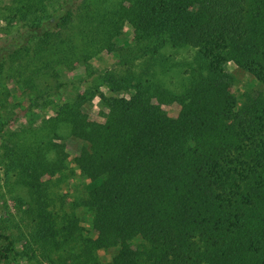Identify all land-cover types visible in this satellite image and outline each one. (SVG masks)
<instances>
[{
    "label": "trees",
    "instance_id": "trees-1",
    "mask_svg": "<svg viewBox=\"0 0 264 264\" xmlns=\"http://www.w3.org/2000/svg\"><path fill=\"white\" fill-rule=\"evenodd\" d=\"M108 1L12 0L0 10L7 22L21 24L13 58L0 56V77L28 78L40 94L35 99L68 83H90L59 103L54 116L32 117L7 139L8 192L42 233L41 244L50 245L44 257L54 264H264V90L232 92L228 68L233 63L264 87V0ZM126 21L137 34V46L124 50L128 57L135 50L151 59L166 57L168 47L195 48L177 119L149 105L152 97L164 102L177 94L150 65L140 73L130 66L88 69L85 78L62 80V68L115 50ZM104 84L132 96L108 97V117L90 120L87 102ZM0 85L1 132L12 106ZM69 139L79 140L74 161L87 183L77 204L91 212L94 236L75 214L61 228L50 224L48 196L25 168L67 170ZM109 249L111 259L101 260L100 250ZM19 254L0 225V264H20Z\"/></svg>",
    "mask_w": 264,
    "mask_h": 264
},
{
    "label": "rangeland",
    "instance_id": "rangeland-1",
    "mask_svg": "<svg viewBox=\"0 0 264 264\" xmlns=\"http://www.w3.org/2000/svg\"><path fill=\"white\" fill-rule=\"evenodd\" d=\"M116 1L120 0H109L108 2L112 3ZM11 2L12 0H0V10L6 9ZM124 2L126 5L130 4L128 0H124ZM20 25H16L15 21L7 22L4 18L0 17V41L2 42L0 45V56H5L7 59L13 58L12 54H9L12 49L10 46L18 37L16 36V29ZM6 29H8V32ZM136 42L137 34L135 29L130 22L126 21L118 40L117 50L111 51L105 49L92 57L86 64H77L71 70L62 68L61 78L65 82H71L78 78L87 77L88 69L90 71L94 69L104 72L108 69L124 66H130L135 72L140 73L143 68L150 65L152 71L158 70L159 79L164 81L166 86L176 91L177 94L170 101L164 102L158 97H152L149 105L155 109L165 111L169 118L177 119L183 112L182 107L185 103V99L179 95L183 90L182 82L187 77L185 73V69H188L186 60H189L194 54L195 48L184 47L174 50L168 47L163 52L166 56L163 58L155 56V58L148 59V56H144L142 52H136L135 49L130 57L125 55L124 50L134 45L137 46ZM128 61H131V63ZM132 61H134V66L132 65ZM87 65H90V68H87ZM169 67L170 69H168ZM228 68L235 76L234 83L230 85L232 92L237 94L244 90H264L261 83L250 73L241 70L231 62ZM0 81H3L6 87H8V94H4L3 102L6 105L12 106L11 112L5 117V120H7L6 126L0 132V225L4 232L13 235L17 249L20 252L18 256L20 264H54L44 257L47 252L44 246L50 245L46 244L43 240L41 244L39 240H41L42 233L36 229L34 230V227L29 223V219L22 215L21 210L17 206L20 200L12 197L8 192L9 187H12V185L8 184L5 180L6 166L2 160L7 155L6 145H10L7 139L12 134L14 135L17 130L25 127L31 119L33 120L32 117L37 121L43 117L54 116L59 103L69 100L70 96H72L71 94L74 95L78 91L84 92L86 86L90 83L85 81L80 88L68 83L69 85L59 89L56 94L53 93L46 98L35 99L40 94L33 90L31 81L28 78L24 77L22 79L19 75H14V78L9 79L0 77ZM0 93L2 92L0 91ZM111 96L130 99L132 94L128 90L114 93L106 84L99 86L96 90V96L87 102V112L90 120L102 122L108 117L107 98ZM1 111L3 110L0 108ZM78 141L76 139L67 140V150L70 152V156L66 160L68 169L61 173H52L49 170L52 165H43L41 168H34L33 166L27 168L25 167V163L23 165L26 169H30L29 173L38 176L39 183H41L48 196L49 200L46 205L48 207L47 217L49 223L57 222V228H61L60 223H63L67 215L75 214L81 219V225L84 227L85 233L94 236L95 234L90 227L91 212L86 207L77 204V200L82 196L87 183V179L79 168V165L74 161V155L79 145ZM13 183L16 182L14 181ZM13 188L15 193L24 195L23 204L30 200L25 195V190L21 185L16 183ZM60 219L63 220L59 222ZM26 249L28 254L24 252ZM23 252L24 255L21 254ZM113 252V249H109L107 252L100 250L101 260H110ZM50 253L54 255L57 251H50Z\"/></svg>",
    "mask_w": 264,
    "mask_h": 264
}]
</instances>
